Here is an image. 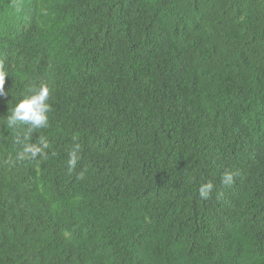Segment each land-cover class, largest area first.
<instances>
[{"label": "trees", "instance_id": "16d2710c", "mask_svg": "<svg viewBox=\"0 0 264 264\" xmlns=\"http://www.w3.org/2000/svg\"><path fill=\"white\" fill-rule=\"evenodd\" d=\"M0 70V264H264V0H0Z\"/></svg>", "mask_w": 264, "mask_h": 264}, {"label": "clouds", "instance_id": "9594fccd", "mask_svg": "<svg viewBox=\"0 0 264 264\" xmlns=\"http://www.w3.org/2000/svg\"><path fill=\"white\" fill-rule=\"evenodd\" d=\"M6 73L0 70V97L5 96L4 80ZM50 96V88L46 83H41L36 87H31L27 93L22 96L18 103L8 112L3 120L4 127L10 130L12 140L19 145L18 151L15 153L14 159L10 158L8 163L15 165L25 161L35 160L37 158L45 160L48 157L50 145L48 140L41 136L38 142H31V135L39 129H45L49 126V113L51 105L48 102ZM21 126H24L23 128ZM75 139V138H74ZM80 145L74 144L68 152L66 167L68 174H72L81 157ZM237 173L226 170L220 177V182L225 187L231 186ZM215 186L211 182L203 183L198 189V196L201 199H208Z\"/></svg>", "mask_w": 264, "mask_h": 264}]
</instances>
